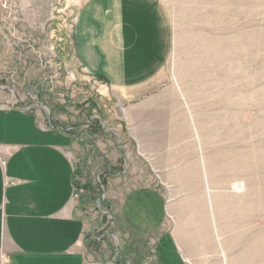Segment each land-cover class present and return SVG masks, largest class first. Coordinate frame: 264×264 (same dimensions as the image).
Instances as JSON below:
<instances>
[{
  "label": "crops",
  "instance_id": "crops-1",
  "mask_svg": "<svg viewBox=\"0 0 264 264\" xmlns=\"http://www.w3.org/2000/svg\"><path fill=\"white\" fill-rule=\"evenodd\" d=\"M76 2L69 53L127 102L122 121L83 128L90 135L82 145L0 104V264H111L88 249L94 223L73 198L76 160L85 151L105 168L121 260L202 264L205 252L217 251L200 183L209 170L195 157L193 139L185 142L191 131L179 119L184 114L164 103L175 98L157 91L174 43L167 2Z\"/></svg>",
  "mask_w": 264,
  "mask_h": 264
},
{
  "label": "rangeland",
  "instance_id": "rangeland-1",
  "mask_svg": "<svg viewBox=\"0 0 264 264\" xmlns=\"http://www.w3.org/2000/svg\"><path fill=\"white\" fill-rule=\"evenodd\" d=\"M76 1L0 0V104L83 145L84 129L122 121L127 102L69 53ZM166 2L174 43L157 91L176 99L164 103L184 114L185 142L193 139L209 170L200 183L217 251L205 252L202 264H264V0ZM101 161L85 151L75 165V200L94 223L88 249L111 264H134L115 252L107 212L114 198L104 192Z\"/></svg>",
  "mask_w": 264,
  "mask_h": 264
},
{
  "label": "built area",
  "instance_id": "built-area-1",
  "mask_svg": "<svg viewBox=\"0 0 264 264\" xmlns=\"http://www.w3.org/2000/svg\"><path fill=\"white\" fill-rule=\"evenodd\" d=\"M78 197H79V192L78 190L74 189L73 198L77 199Z\"/></svg>",
  "mask_w": 264,
  "mask_h": 264
},
{
  "label": "bare ground",
  "instance_id": "bare-ground-1",
  "mask_svg": "<svg viewBox=\"0 0 264 264\" xmlns=\"http://www.w3.org/2000/svg\"><path fill=\"white\" fill-rule=\"evenodd\" d=\"M238 186V185H237Z\"/></svg>",
  "mask_w": 264,
  "mask_h": 264
}]
</instances>
